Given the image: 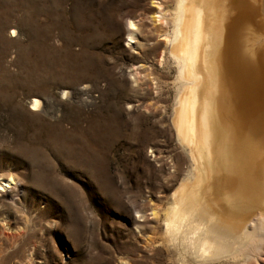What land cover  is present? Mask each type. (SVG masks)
<instances>
[{
	"label": "rangeland",
	"instance_id": "374dc122",
	"mask_svg": "<svg viewBox=\"0 0 264 264\" xmlns=\"http://www.w3.org/2000/svg\"><path fill=\"white\" fill-rule=\"evenodd\" d=\"M173 1L63 0L50 15L38 12L34 19L33 0H0V175H12L24 186L0 193V218L14 231L19 228L15 234L5 232L0 222V264H192L189 255L163 242L162 222L150 216L151 210L161 214L185 173L169 126L175 72L163 36L170 28ZM35 4L45 6L42 0ZM75 4H83L84 12L74 11ZM77 12L93 16V27L101 33L91 54L79 59L74 57L83 51L73 31ZM127 19L136 28L131 44ZM34 28L46 33L38 40L39 51L30 43ZM10 29L17 32L15 38L9 37ZM74 62L90 69L74 70ZM31 74L42 79L69 75L34 88ZM82 86L87 88L78 104L73 96L61 98L62 91L74 93ZM11 92V97L6 94ZM32 97L42 102L41 109L48 102L55 106L53 118L40 115L30 121ZM113 114L120 135L95 132L92 127ZM56 122L69 132L60 138L66 142H76L80 128L85 130L87 136L77 139L79 158L55 160L48 150L43 175L24 157L11 158L27 123ZM134 208L147 217L146 222L138 219L142 233L133 226Z\"/></svg>",
	"mask_w": 264,
	"mask_h": 264
},
{
	"label": "bare ground",
	"instance_id": "6f19581e",
	"mask_svg": "<svg viewBox=\"0 0 264 264\" xmlns=\"http://www.w3.org/2000/svg\"><path fill=\"white\" fill-rule=\"evenodd\" d=\"M36 1L30 5L34 19L38 12L50 15L47 12L63 4V0H42L45 6L39 7ZM79 5L73 10L84 12L83 4ZM79 12L73 18V31L83 49L74 56L77 59L89 56L101 35L93 27V16L85 18ZM169 23L163 36L175 72L169 126L184 158L185 173L161 214L151 210L150 216L161 220L163 242L189 255L192 264H264V0H174ZM108 24L111 31L117 30ZM126 26L131 44L135 23L127 19ZM45 34L42 28L30 29V43L36 51ZM8 35L15 38L17 32L10 29ZM74 63V70L90 69ZM65 67L60 64L61 71ZM66 75L42 79L31 74L29 82L34 88H46L50 80L60 83ZM86 88L62 91L61 98L73 96L78 104ZM48 103V108L41 109L42 102L32 97L27 112L30 121L40 115L53 118L58 109ZM16 113L26 118L22 111ZM116 119L113 114L92 128L101 136L117 137ZM23 132L11 158L24 157L40 175L46 151L55 160L65 155L77 159V139L87 136L80 128L76 142L60 140L69 132L59 122L37 127L27 123ZM18 183L12 175H0V193L24 187ZM0 205L4 206L2 200ZM133 212L137 215L133 226L142 233L138 219L146 222L147 217L139 209ZM0 222L5 232L19 230L14 231L6 219Z\"/></svg>",
	"mask_w": 264,
	"mask_h": 264
}]
</instances>
